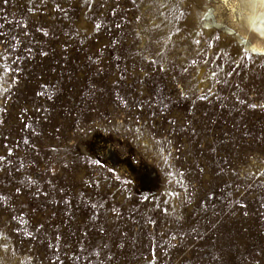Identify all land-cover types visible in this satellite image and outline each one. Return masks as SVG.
I'll list each match as a JSON object with an SVG mask.
<instances>
[{
	"label": "rangeland",
	"instance_id": "obj_1",
	"mask_svg": "<svg viewBox=\"0 0 264 264\" xmlns=\"http://www.w3.org/2000/svg\"><path fill=\"white\" fill-rule=\"evenodd\" d=\"M229 13L0 0V264H264V17Z\"/></svg>",
	"mask_w": 264,
	"mask_h": 264
},
{
	"label": "bare ground",
	"instance_id": "obj_2",
	"mask_svg": "<svg viewBox=\"0 0 264 264\" xmlns=\"http://www.w3.org/2000/svg\"><path fill=\"white\" fill-rule=\"evenodd\" d=\"M231 2L233 4V8L235 10L233 11L232 9H228L229 12H230L229 13L230 14V18L231 19H235V17H236L235 13H237L239 16H242L241 15L242 12H248V14H247L248 16L247 17L245 16L246 17V24L249 27H251V28L257 29L258 23H256V20L264 17V5H262L260 3V0H231ZM259 25H260V23H259ZM262 32H264V29H262ZM261 36L262 35H260V37ZM248 48L251 51H253L254 48L262 49V48H264V42L262 40H260V39H256L248 46ZM254 52L256 54H261L260 52H257V51H254Z\"/></svg>",
	"mask_w": 264,
	"mask_h": 264
},
{
	"label": "snow or ice",
	"instance_id": "obj_3",
	"mask_svg": "<svg viewBox=\"0 0 264 264\" xmlns=\"http://www.w3.org/2000/svg\"><path fill=\"white\" fill-rule=\"evenodd\" d=\"M260 3L264 5V0H260ZM216 5L220 9L221 12H224L227 9H232L233 11L235 10L233 8V4L231 0H216ZM261 35L264 36V32H262ZM197 43H199V41H197ZM253 51H257V52H260L261 54H264V48L262 49L254 48ZM0 159H2V157H0Z\"/></svg>",
	"mask_w": 264,
	"mask_h": 264
}]
</instances>
